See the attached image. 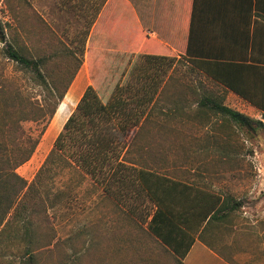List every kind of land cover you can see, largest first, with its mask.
Returning a JSON list of instances; mask_svg holds the SVG:
<instances>
[{"label": "rangeland", "instance_id": "rangeland-1", "mask_svg": "<svg viewBox=\"0 0 264 264\" xmlns=\"http://www.w3.org/2000/svg\"><path fill=\"white\" fill-rule=\"evenodd\" d=\"M130 1L141 8L147 0ZM99 2L0 0V147L14 149V155H18V141L27 137L36 140L30 158L15 169L27 182L34 179L79 99L72 100L90 81L88 58L92 56V62L100 65L107 53L125 51L131 43L126 33V0H106L101 7ZM9 42L31 57L52 56L45 74H58L63 80L73 71L74 56H80L84 42L80 67L66 91L72 85V95L66 97L65 93L52 116L30 117L18 123L2 119L7 100L13 102L10 104L20 116L42 113L46 109L39 107L47 106L44 88L6 57L4 50ZM169 74L162 98L151 110L127 157L240 200L242 206L236 215L215 234L220 240L217 247L235 264H264V114L184 61L176 62ZM207 95L216 96L259 123L254 128L242 127L213 110L198 108V100ZM131 136L133 132L129 139ZM42 176L49 200L60 191L65 195L31 231L37 264H148L154 259L173 264L174 259L155 241L139 235V224L144 223L103 196L99 187L78 175L72 166L54 164ZM117 186L109 185L115 192ZM66 194L69 201L64 198ZM115 198L119 202V197ZM146 200H139L141 205L136 206L145 209L149 205ZM15 230L11 227L8 232L14 234ZM23 248V244L0 241V254H5L0 264H27L21 258ZM208 257L206 252L198 255L201 264H210Z\"/></svg>", "mask_w": 264, "mask_h": 264}, {"label": "trees", "instance_id": "trees-1", "mask_svg": "<svg viewBox=\"0 0 264 264\" xmlns=\"http://www.w3.org/2000/svg\"><path fill=\"white\" fill-rule=\"evenodd\" d=\"M105 2L100 0L99 7ZM132 43L135 46L132 49L130 46L125 51L107 53L99 61L100 65L95 60L92 62V56L88 58L90 81L32 181L27 182L15 169L30 158L36 140L27 137L18 141L16 145L20 149L15 150L19 151L18 155H14V149L0 147V241L23 244L21 258L27 264H37L31 231L41 221V216L47 218L48 210L54 208L56 200L65 195L60 191L49 200L41 182L42 174L48 173L54 164L72 166L78 175L88 177L99 187L103 196L111 198L122 209L125 207L124 211L130 217L138 218V222L145 224H139V235H147L155 241L174 259L173 264H184L183 258L194 242V234L208 247L221 252L217 247L220 240H216L215 234L229 224L242 202L229 193L209 191L195 182L161 172L146 161H130L127 154L154 105L162 98L170 78L168 73L178 61L202 71L225 90L229 89L249 101L252 99L222 81L207 62L184 55L177 57L141 30ZM83 45L84 42L80 46V56H74L73 71L63 80L58 74H45L47 65L53 61L52 56L31 57L12 43H7L4 50L6 57L30 73L31 78L44 88L43 99L47 106L39 107L46 109L42 113L20 116L18 109L13 108L14 104H10L13 102L7 100L2 119L18 123L30 117L40 119L52 116L80 67ZM215 97L203 96L197 102L198 108L213 110L242 127L254 128L259 123ZM173 105L175 108L172 110H175L176 103L173 102ZM131 132L133 136L129 139ZM112 183L118 185L122 194L109 187ZM115 196L119 197V202L114 199ZM144 197L147 200L142 199ZM64 198L69 201L70 196L66 194ZM139 200L141 203L146 200L149 205L145 209L142 206L138 208L136 205H141ZM11 227L16 228L14 234L8 232ZM4 255L2 253L0 257ZM148 264L165 263L154 259Z\"/></svg>", "mask_w": 264, "mask_h": 264}, {"label": "crops", "instance_id": "crops-1", "mask_svg": "<svg viewBox=\"0 0 264 264\" xmlns=\"http://www.w3.org/2000/svg\"><path fill=\"white\" fill-rule=\"evenodd\" d=\"M141 6L126 0V33L131 42L127 49L135 47L134 36L141 30L177 57L207 62L222 81L252 101L228 89L231 96L264 113V0H147ZM70 89L66 97L72 95ZM194 237L184 264H201L200 252L209 255L210 264H233L224 253Z\"/></svg>", "mask_w": 264, "mask_h": 264}]
</instances>
